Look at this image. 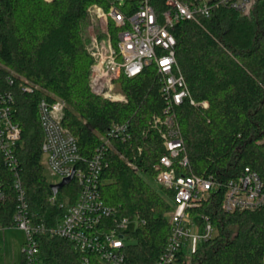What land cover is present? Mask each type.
Listing matches in <instances>:
<instances>
[{
  "label": "trees",
  "instance_id": "1",
  "mask_svg": "<svg viewBox=\"0 0 264 264\" xmlns=\"http://www.w3.org/2000/svg\"><path fill=\"white\" fill-rule=\"evenodd\" d=\"M114 1L1 0L0 89L14 93V119L21 129L16 154L29 211L48 227L56 224L61 211L48 200L52 178L41 163L39 100L65 102V123L85 156L99 145L111 122L129 124L131 136L114 140L106 154L100 192L105 203L120 206L121 214L137 215L141 222L128 234L125 255L128 261L150 264L166 242L165 213L171 208V192L140 174L144 171L152 178L164 152L159 135L149 127L151 116L165 106L158 74L149 65L134 77L120 75L116 89L124 94L123 101L98 96L88 86L92 59L84 32L87 8L95 3L107 9ZM152 3L157 13L165 8L164 0ZM136 6L135 0H124L120 10L127 15ZM109 29L115 43L117 27L110 22ZM170 31L177 62L196 102L176 107L190 172L225 183L249 166L264 190V0H254L247 14L216 6L208 16L180 20ZM8 74L14 78L12 85ZM18 82L31 85V92L21 91ZM0 190V227L12 226L17 200L1 154ZM222 190L219 186L197 209L208 216L216 234L197 246L190 264H264V206L226 212L221 208ZM58 192L71 202L78 186L73 180ZM36 240L42 264H80L69 240L47 233ZM19 264H25L23 255Z\"/></svg>",
  "mask_w": 264,
  "mask_h": 264
},
{
  "label": "built area",
  "instance_id": "2",
  "mask_svg": "<svg viewBox=\"0 0 264 264\" xmlns=\"http://www.w3.org/2000/svg\"><path fill=\"white\" fill-rule=\"evenodd\" d=\"M135 1L136 8L127 15L121 12L123 2L119 0L112 2L107 9L95 3L88 6V20L101 23L98 34L93 30L85 34L86 50L92 59L88 86L98 96L123 101L124 94L116 89L120 75L134 77L145 67L155 66L165 106L162 113L151 116L149 127L159 135L164 152L154 164L152 179L158 188L171 192V208L165 213L169 234L150 264H189L190 253L216 234L208 216L197 209L212 193H216L219 186L223 187L221 208L226 212L255 210L264 206V190L259 175L249 166L225 183L211 175L190 172L176 107L184 101L196 102L177 62L176 41L170 28L180 20L197 21L208 16L216 6L247 14L254 0H191L189 3L164 0L165 8L160 13L156 12L153 0ZM110 22L117 27L115 43L109 29ZM6 80L9 85L14 83L10 74ZM17 86L21 91L32 90V86L26 83L18 82ZM14 104L13 91L0 89V154L11 175L17 200L12 226L22 229L25 234L21 246L25 264H42L36 237L46 233L72 242L79 253L80 264H137L127 260L124 248L129 232L141 221L135 213L121 214L120 206L105 203L100 192L101 175L107 165L106 154L114 140L124 141L131 136L129 124L111 122L106 133L100 137L99 145L89 156H85L79 150L77 137L65 123V102L61 99L39 100L37 110L43 133L40 146L43 166L52 179L59 178L52 183L71 177L64 186L73 180L78 186L71 202L68 195L60 194L59 190L49 196L50 204L58 208L61 215L54 226L48 227L28 208L16 154L21 129L14 119ZM201 105L205 106L206 102L202 101ZM137 150L141 152V147ZM126 162L136 170L131 160ZM140 174L148 177L144 171Z\"/></svg>",
  "mask_w": 264,
  "mask_h": 264
},
{
  "label": "rangeland",
  "instance_id": "3",
  "mask_svg": "<svg viewBox=\"0 0 264 264\" xmlns=\"http://www.w3.org/2000/svg\"><path fill=\"white\" fill-rule=\"evenodd\" d=\"M123 2L124 0H119ZM249 12V11H248ZM101 23L97 22H87L85 26V34L89 33V30H93L97 34L100 32ZM41 163L44 165V159H41ZM151 185L157 186L155 181L151 177H144ZM59 178L55 177L52 181H58ZM3 231L5 235L3 234ZM25 240L24 231L15 226L0 227V261L5 257L8 259L14 258V255H19L21 253V246ZM21 244V246H20ZM12 254H14L12 256ZM191 255V253H190ZM189 255V256H190ZM17 257V256H16ZM17 264V260L16 263ZM190 264V262H189Z\"/></svg>",
  "mask_w": 264,
  "mask_h": 264
},
{
  "label": "water",
  "instance_id": "4",
  "mask_svg": "<svg viewBox=\"0 0 264 264\" xmlns=\"http://www.w3.org/2000/svg\"><path fill=\"white\" fill-rule=\"evenodd\" d=\"M71 177H65L58 183H51L50 189L52 193H56L60 188H62L65 184H67L70 181Z\"/></svg>",
  "mask_w": 264,
  "mask_h": 264
},
{
  "label": "crops",
  "instance_id": "5",
  "mask_svg": "<svg viewBox=\"0 0 264 264\" xmlns=\"http://www.w3.org/2000/svg\"><path fill=\"white\" fill-rule=\"evenodd\" d=\"M3 234L5 235L4 231H3ZM20 246H21V244H20ZM13 255L14 254H12V256ZM21 255H22L21 253H19V255L18 254L17 255H14V258H12L11 260L5 257L4 259H2L0 261V264H15L16 263V260H17V264H19L20 263Z\"/></svg>",
  "mask_w": 264,
  "mask_h": 264
}]
</instances>
